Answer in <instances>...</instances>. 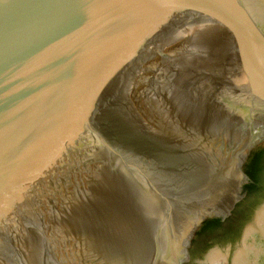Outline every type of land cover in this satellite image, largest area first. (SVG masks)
I'll list each match as a JSON object with an SVG mask.
<instances>
[{
	"label": "water",
	"instance_id": "1",
	"mask_svg": "<svg viewBox=\"0 0 264 264\" xmlns=\"http://www.w3.org/2000/svg\"><path fill=\"white\" fill-rule=\"evenodd\" d=\"M0 264H264V0H0Z\"/></svg>",
	"mask_w": 264,
	"mask_h": 264
}]
</instances>
